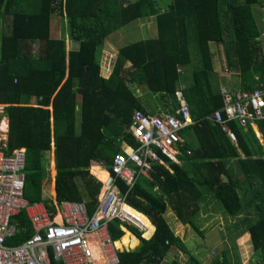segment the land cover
<instances>
[{
    "label": "trees",
    "instance_id": "trees-1",
    "mask_svg": "<svg viewBox=\"0 0 264 264\" xmlns=\"http://www.w3.org/2000/svg\"><path fill=\"white\" fill-rule=\"evenodd\" d=\"M257 2L169 0L160 9L157 0H35V5L33 0H0V18H11L8 31L0 33V117L8 119L3 149L10 153L25 148L23 191L27 200L44 201L50 207L42 187L44 161L53 143L55 198L83 201L91 213L101 181L88 167L104 172L100 160L108 167L122 146L137 145L128 131L132 112L155 113L149 104H143L145 95H155L162 110L173 112L175 88L183 83L195 123L180 131V162L168 161L171 171L154 164L153 172L139 174L130 189L117 181L130 218L144 231V222L153 225L147 238L134 225L110 221L109 233L116 248L122 250L117 252L118 264H160L171 247L186 258L178 262L173 256L165 264H206L188 253L163 218L168 207L181 225L201 233L196 217L204 194L218 202L228 216L246 215L242 220L245 230L237 232H247L238 238L241 250L246 253L248 240L259 264H264V118L253 121L262 141L250 123L242 127L231 120L234 144L205 117L222 105L219 85L214 84L212 42L222 44L226 68L238 77V91L254 88V76L264 88V55L251 10ZM259 4L264 5V0ZM54 13L67 18L68 38L77 42L76 48L66 49L64 37L51 35ZM150 15L155 17L156 36L121 46L112 72L102 75L97 56L105 37ZM37 41L35 50L32 44ZM190 41L196 44L199 62L185 74V67L193 63ZM126 61L131 63L129 67H125ZM131 85L145 94L135 95ZM243 185L250 194L241 193ZM249 201H253V209L247 210ZM15 218L25 231L8 239L9 244L32 234L23 211ZM228 255L221 250L212 264H231ZM234 262L238 263V256Z\"/></svg>",
    "mask_w": 264,
    "mask_h": 264
},
{
    "label": "built area",
    "instance_id": "built-area-1",
    "mask_svg": "<svg viewBox=\"0 0 264 264\" xmlns=\"http://www.w3.org/2000/svg\"><path fill=\"white\" fill-rule=\"evenodd\" d=\"M177 71L182 72L181 66H177ZM254 78L257 82L251 90L235 92L221 87L222 105L205 116L234 144L236 135L229 125L231 120L245 127L264 118V88L257 76ZM184 87L179 83L175 88L173 112L161 108L155 114L132 112L128 131L137 145L122 146L108 167L103 160L99 161L107 174L101 178L92 173L101 186L91 213L86 211L83 201H58L55 195L50 198V207L44 201L29 202L23 191L25 148L7 153L3 149L5 138H0V264H118L120 250L109 233L110 221L117 219L125 227L134 225L142 232L143 229L122 209L128 204L117 181H123L130 189L139 174L153 172L154 164L171 171L168 163L180 162V131L195 123ZM22 211L32 234L20 243L9 244L8 239L25 231L15 218Z\"/></svg>",
    "mask_w": 264,
    "mask_h": 264
},
{
    "label": "crops",
    "instance_id": "crops-1",
    "mask_svg": "<svg viewBox=\"0 0 264 264\" xmlns=\"http://www.w3.org/2000/svg\"><path fill=\"white\" fill-rule=\"evenodd\" d=\"M33 3L35 5V0H33ZM253 12V11H252ZM261 12L264 14V5L261 6ZM54 15V14H53ZM53 15L50 19V24H51V21L53 20ZM254 16V14H253ZM61 18V21L63 22V24H65V27H66V23L68 22L67 18L66 17H59ZM10 16H4L3 18H0V33L3 32V31H8V25L10 23ZM254 20H255V23L256 25L257 24H260L261 27L260 29L264 28V18H260L259 20L255 19L254 17ZM153 22H155V17L153 15H150L146 18H138V19H135L133 20L132 22L126 24V25H123L119 28H117L116 30L110 32L106 37H105V41L104 43L100 46L99 50H98V56H97V60L101 66V74L104 75V76H108L110 74V72H112V67H113V64L115 62V59H116V56H117V53H118V49L125 45V44H128L130 42H134V41H137V40H140V39H146V38H149V37H154L156 36V33H157V29H156V25H153ZM155 26V27H153ZM258 29V27H257ZM259 30V29H258ZM51 32V31H50ZM261 32H264L263 30L259 32V38L261 39V35L260 33ZM132 36H135L136 38H139V39H134L132 40L131 37ZM264 36V35H263ZM55 37V36H54ZM65 47L66 49H73V48H76L77 46V42L68 38V25H67V31H66V37H65ZM124 41H128L127 43ZM210 44H214L215 43H210ZM37 45L39 46V41H37L36 43L33 42L32 44V48L36 50V47ZM212 51V49H211ZM213 53V58L215 59V55H214V50L212 51ZM224 58V55L223 57ZM225 60V58H224ZM130 62L129 61H126L125 63V67H129L130 66ZM224 69V68H223ZM227 69V68H225ZM234 72V71H233ZM186 70H185V74H186ZM223 73H224V70H223ZM235 73V72H234ZM255 79V78H254ZM256 80V79H255ZM218 84L219 85V89L221 87H224L223 84L221 83V79H220V75L217 74L214 76V84ZM237 84H238V77H237ZM135 95H142V94H145V92H143L140 88L136 87V86H133L132 87ZM227 89V88H226ZM239 88H238V85H237V88L234 89L233 91L235 92H238ZM232 91V90H231ZM145 97H147V95H145ZM154 96H151L150 97V103L148 101L147 104H149V106H151L152 104H155L154 107H151L153 108L152 111L156 113L157 109H160L159 107V104H158V101H156L154 98ZM153 98V99H152ZM34 98L30 99V103H34ZM146 106V105H145ZM1 108V112H2V107ZM154 113V114H155ZM4 117L3 120L1 118L0 120V123H5V127H4V135L3 137L5 138L4 141L6 140V137H7V130H8V119L6 116H2ZM78 118L76 117V122H77ZM252 127L256 133V135L259 137V139L262 141L261 139V135L256 127L255 124H252ZM52 136H53V132H51ZM49 162L51 163L52 167H51V194H45L46 196H48V198H52V195H55V191H54V174H55V169H54V154H53V143H52V148H51V152H50V160ZM91 165H95V164H91ZM90 165V166H91ZM46 170L48 171V168H45V172ZM88 171L93 173V172H98L96 169H91L89 170V167H88ZM103 173V172H101ZM43 194H44V190H43ZM247 194V193H246ZM249 206L247 207V210H249L250 208L253 209V201H249ZM213 205H214V201L212 200L211 196L209 194H204V198L203 200L201 201L200 203V211L196 217V225L197 227L199 228L200 232H201V229H200V224L202 225V227L205 228H210L212 225L215 226V221H216V217L219 216V212L217 214H215L217 212V210L215 209V211L213 210ZM170 209H166V215L168 216H172V222L174 224V229L172 230L173 233L175 235H177L184 243V238L182 237L184 235V233H187L188 230H192L190 227L186 226V225H181L174 217L173 213L171 212L170 214ZM127 212V211H126ZM128 213V212H127ZM129 214V213H128ZM163 214V216H164ZM131 215V214H129ZM221 215V214H220ZM246 215L243 213L241 214L240 216L238 217H235V220H233L231 222V224L229 225V227H231V231H227L228 232V235H230L231 238H233V241H235L233 248H237L238 247V250H239V258H238V263L237 264H249L248 263V259L249 257L251 256H254L256 258L257 256V259H258V262L257 264H259V257H258V254L257 253H254L252 250H251V247H250V242L247 240V242H245V251L246 253H243V251H241L240 249L241 246L239 244V241H238V238L240 236H242L243 234H247L246 233H242V234H238L237 232L241 229H244L245 230V226L246 224L242 221L243 218L245 217ZM136 218V217H135ZM164 218V217H163ZM165 220V219H164ZM149 221V220H148ZM166 222V221H165ZM204 222V223H203ZM203 223V224H202ZM213 223V224H212ZM144 224L146 225L147 227V231H144L142 232V236H145V237H151V233L153 231V225H149V226L146 222H144ZM220 224V223H219ZM219 227V226H218ZM122 230V229H121ZM123 231V230H122ZM132 232V231H131ZM144 232L146 233V235L144 234ZM193 233H196L200 236H202V232L201 233H198V232H195L194 230H192ZM133 233V232H132ZM134 234V233H133ZM227 233H221V236L225 237ZM135 235V234H134ZM137 236V235H136ZM249 236V235H248ZM138 237V236H137ZM144 237V238H145ZM139 238V237H138ZM140 239V238H139ZM146 239V238H145ZM220 241H223V239L221 238ZM134 248V247H133ZM132 249V248H131ZM170 250V249H169ZM243 250V249H242ZM122 251V250H120ZM169 253L171 252H167L166 256L164 257V259L162 260V262H166L168 259L166 258L167 255H169ZM173 253H171L170 257ZM183 261V260H182ZM179 262V261H178ZM181 262V261H180ZM231 264H234L235 262L234 261H230ZM256 263V262H254ZM160 264H162L160 262ZM165 264V263H164Z\"/></svg>",
    "mask_w": 264,
    "mask_h": 264
},
{
    "label": "rangeland",
    "instance_id": "rangeland-1",
    "mask_svg": "<svg viewBox=\"0 0 264 264\" xmlns=\"http://www.w3.org/2000/svg\"><path fill=\"white\" fill-rule=\"evenodd\" d=\"M168 1L169 0H157V4H158L160 9H165ZM262 1L263 0H258V2L255 5H253V6L251 5L252 6L251 10L253 11L252 14H254V17L257 20H259L261 17L264 18V14L261 12V6H263V5L259 4ZM153 25H156L155 22H153ZM153 27H155V26H153ZM257 27L259 29L258 30L259 32L264 30V28L260 29V27H261L260 24H257ZM50 31H51L52 36L64 37V39L66 37L67 23H66V27H65V24H63V22L61 21V18H59L56 13H54L53 20L51 21V24H50ZM131 39L136 40L139 38L132 36ZM260 41H261V46H262V53L264 55V36H261ZM125 42L127 43L128 41H124V43ZM210 46H211L212 51L214 50V55H215V59L213 58V69L215 71V75H217V74L220 75L221 83L223 84V86L225 88H227L230 91L236 89L237 85H238L237 84V75H236V73L233 72V70L228 69V68L225 69L226 68L225 60H224V58H222L224 55L222 44H215V45L210 44ZM188 50H190V52H191L193 63L188 64L185 67L187 74L191 73L193 65H197L199 62L197 48H196V44L194 41L188 42ZM223 70H224V73H223ZM131 86L133 87V85H131ZM151 96H154L153 98L157 101V97L155 95L151 94L146 98L143 97L144 99L142 101H143L144 105H147L149 98ZM154 106H155V104H152L150 107H154ZM1 114H2V112H1V108H0V115ZM1 118L3 120L4 117L1 116L0 120H1ZM4 133H5L4 129H0V138H3ZM190 140L193 144H195L196 141H195L194 137H190ZM46 156L48 158H47V160L44 161V166H45V168H48V171L46 170L45 175H44L45 178L43 180L42 190H44V194H48V193L51 194L52 188H51V180H50L51 176H50V174H51L52 165L49 162L50 153H48ZM230 164H231L232 168L236 169V162L234 160H231ZM99 166L101 168H104L103 165H99ZM101 174L102 175H100V176L103 177L104 174L103 173H101ZM75 179L78 183L80 182L78 177H75ZM246 187H248V186H246ZM241 193L244 195H246V193H247V195L250 194L249 191L245 190L244 185L241 188ZM213 208H214L213 209L214 211H215V209L217 210V212L215 214H217L218 212L221 214V215L219 214V216L216 217L215 226L212 225L210 228L207 227L204 229V227H202L201 223H199L200 224L199 227H200L201 232L203 234L202 236H200L196 233H193L192 230H188L187 233H184V235L182 236L184 238L185 247L188 249V253L196 255L198 258H200L206 264H212L213 258L220 255L221 250H227L229 253V255H228L229 260L235 261V257L238 256V258H239V256H240L239 250H238V247L235 249L233 248V246H235L234 245L235 241H233V238H231L227 232V231L232 230L231 227H229V225L231 224V222L233 220H235V217L228 216L227 214L223 213L220 204L216 201H214ZM167 209H169V208L167 207ZM170 214H171V212H170ZM163 217H164L166 223L168 224V226L171 228V230H173L174 229V224L172 222L173 217L171 215L168 216L166 214H164ZM221 233H227V234L225 235V237H223V236H221ZM144 234L146 235L145 232H144ZM141 236H142V234H141ZM221 238L223 239V241H220ZM169 252L173 253L172 255L178 261H182L186 258V254L178 251L174 247H171ZM171 253H169V255H167V257H166L167 259H170L172 257V256L170 257ZM248 262H249V264H257V262H258L257 256H256V258L254 256L249 257ZM254 262H256V263H254ZM161 263L164 264L166 262H161Z\"/></svg>",
    "mask_w": 264,
    "mask_h": 264
},
{
    "label": "bare ground",
    "instance_id": "bare-ground-1",
    "mask_svg": "<svg viewBox=\"0 0 264 264\" xmlns=\"http://www.w3.org/2000/svg\"><path fill=\"white\" fill-rule=\"evenodd\" d=\"M5 126H6L5 123H1V124H0V129H4ZM95 173H97L99 176L102 175L101 172H95ZM103 174H104V176H103V177L100 176L101 178H104V177L106 176L107 172L104 171ZM125 207H126V206L123 205L122 209L126 212ZM126 213H127V212H126ZM127 214H128V213H127ZM142 229H143V228H142Z\"/></svg>",
    "mask_w": 264,
    "mask_h": 264
}]
</instances>
